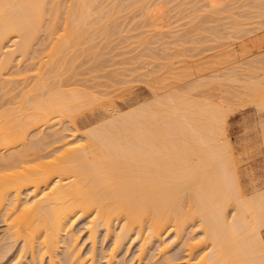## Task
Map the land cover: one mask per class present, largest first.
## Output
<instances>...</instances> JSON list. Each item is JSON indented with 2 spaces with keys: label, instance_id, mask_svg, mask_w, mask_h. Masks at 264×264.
Returning <instances> with one entry per match:
<instances>
[{
  "label": "bare ground",
  "instance_id": "obj_1",
  "mask_svg": "<svg viewBox=\"0 0 264 264\" xmlns=\"http://www.w3.org/2000/svg\"><path fill=\"white\" fill-rule=\"evenodd\" d=\"M200 1L0 0V216L6 227L1 259L11 260L13 255L10 264L29 260L31 264H264V189L249 196L243 193L223 118L226 100L219 94L220 87L234 84L251 99L250 104L264 110V54L260 55L264 50L258 53L264 38L245 43V48L253 47L243 54L249 61L244 63L245 72L241 66L216 71L221 76L211 74L205 91L200 81H195L200 89L191 83L182 89L183 84V91L170 87L158 91L171 80L178 84L191 76L188 66L182 71L179 67L183 50L172 47L182 37L175 29L184 20L188 26L195 23L193 14L199 12L209 13L208 20L220 18H214L218 26L224 22L225 14L220 15L228 12L225 0L205 4L202 0L199 5ZM252 1L247 10L235 8L246 7L242 1L229 5L230 12L248 13L244 20L227 14L228 25L232 20L234 25L231 40L235 37L238 42L264 30L262 20L257 21L260 25L253 20L261 17L260 0ZM212 4L217 6L215 11ZM116 34L137 49L160 44L175 51L173 55L163 51L168 63L145 72L153 76L155 70L164 71L163 78L151 80L157 92L152 102L82 129L71 115L97 93L85 91L88 86L66 91L63 82L81 74L79 65L93 61L96 39L102 38L101 49L108 50ZM148 50L140 52L152 58ZM45 51L49 53L43 55ZM161 51L153 52L155 60L162 61ZM108 53L114 59L130 51ZM222 61L217 60L218 68ZM138 66L137 71L150 65ZM34 71L37 74H31ZM50 77L55 81L48 83ZM114 79L111 76L110 84L120 80ZM200 90L208 94L197 100L193 94ZM240 93L236 92L237 99L242 98ZM62 118L69 126L58 128L54 122ZM81 221L84 224L76 231ZM100 237L103 246L110 244L101 251ZM86 241L89 248L84 247ZM133 243L138 249L128 261L121 253Z\"/></svg>",
  "mask_w": 264,
  "mask_h": 264
},
{
  "label": "rangeland",
  "instance_id": "obj_2",
  "mask_svg": "<svg viewBox=\"0 0 264 264\" xmlns=\"http://www.w3.org/2000/svg\"><path fill=\"white\" fill-rule=\"evenodd\" d=\"M206 1H209V0H204V4H205ZM212 1H217V0H212ZM226 1L227 0H225V5H227V7H228L227 10H226L227 7L225 8V5L222 4L223 5V7H222V5L219 4L220 9H223L224 8L226 11H228V12H225L223 14L220 13V14H222V15H220L221 18H222V16L224 14L226 15V16L224 15V17L222 19L229 18L228 15L230 16L231 14H233L235 17L237 15L238 16V18L236 17L237 20H239V17L240 16L242 17V18L241 17L240 18L242 20H244L243 19V17L245 18L244 15H246V18H247L248 13L245 14V12H247V11H243V14L242 15H239V14H241V12L239 13V11H240V9L247 10V8H249V5L248 4H251L253 2L252 0H231V1L228 0L229 2L228 1L226 2ZM235 1L236 2H239V3H240V1H242L241 3L242 4L245 3V6H246L244 8H238L239 5H236L237 7H235V8H237L239 10L238 11V14H237V9L235 11L236 13L234 11L233 12H230L229 11V9L231 7L235 6V4H237V3H235ZM250 1H252V2H250ZM200 2H201V4H199V5H202V3H203L202 0ZM259 3H261V4H259L258 6L261 5L262 7H259V8L257 7V8H258V15L260 14L261 17L258 18L257 20L256 19H253V20H255L256 24H259L258 22L260 20H262L261 22H263L262 24H264V15L262 16V14H264V1L261 2V0H260ZM208 5H209V3H208ZM229 5H230V8H229ZM212 7H214V8L211 9V11H213V10L215 11L217 9L216 8L217 6H213V4H212L211 8ZM232 10H233V8H232ZM208 14L209 13H207V12H205V14L204 13H200V12L197 13V15L196 14H193V15L196 16V18H194V20H193L196 23L195 26H193L195 24L194 22H192V23H194L193 25H191L192 23L189 26L186 25L187 22L184 20V22L181 23L182 26L177 27L175 29L177 31H181L182 34L181 33L180 34L182 35V37L179 38L180 40L177 38L178 39V40L176 39L177 42L175 44H172L173 45L172 47H174V49L176 51H178L177 50L178 48L180 50H183V55L184 56L186 55L185 56L186 58L184 56L182 57V55H181V58H183V59H177V60H180V61L183 60L184 61L183 62L184 64L181 63L180 66H179L181 71H182V68L185 65L188 66V67H191V68H188V67L187 68L186 67L183 68V69H185V68L186 69H189V73H190L191 76L188 75V76H185V77H189L190 76V79L189 78H184V77H183L184 79L183 78L182 79H179V77L178 78L176 77L177 79L176 78L175 79L176 80L179 79V83L180 82H182V83H180V84L178 83L179 84L178 85L177 82L176 83H173L174 80L173 81L171 80V84L167 82L169 85L167 84V86H166L165 89H159L158 90V89L155 88L156 91L158 90L160 93H163V92H165V90L167 91V89L169 87H170L169 88L170 90H172L174 88H179L180 91H183V90H181V86L184 84L182 86V89H184L185 87L189 88V86L191 85V83H196L198 85L197 88H199V89L202 88V87H200L201 84L204 83L205 84V85L203 84L204 86H206V84H207V86L205 87L206 89H203L204 86L202 85L203 86L202 90L205 91L208 88V83H207L208 80L207 79H210L211 78V77L208 78L211 74H212V76H215L216 74L219 75V76H221L219 73H216V71L217 72L218 71L220 72V70H221V72H222L223 70H226V69L228 70V67H231V66H238V67L241 66L243 68L246 67V65H247L246 61H248V59H247L248 57L244 56L243 54H244V52H246L248 50V48L249 49H252L253 47L251 48V46L250 47H247L246 46V48H247L246 49L244 47V45H245V43L247 41H249V39L254 38V37L263 39L264 38V30H262V31L259 30L260 32L257 31L258 34L255 32L250 37L248 35L247 38L242 37L244 39H242L241 41H239L240 40L239 39L238 42H236L237 41V38H235V37L233 38L234 41L231 40V38H232L231 35H233V34H231L233 32L231 28H232V26L234 27V25L232 24V21L233 20L230 22V24H232V25H230V24L228 25L229 19H227L228 21L224 19V22H222L223 24L220 22L219 23V26H218V23H216L217 21H214V18L216 20L218 17H214L213 18L211 16L213 18V20H212L211 17L208 20V17H209ZM193 15H191V16H193ZM218 15L216 14V16H218ZM199 16H200V18H199ZM213 16H215V13H214ZM197 17L199 18L200 21L197 20L198 19ZM232 17L233 16L231 15L230 18H232ZM218 19H220V18H218ZM119 21H123V19L122 20H119ZM185 22H186V24H185ZM251 22H252V20H251ZM223 25H227V26L226 27H223ZM112 30L114 31L113 28H111V31ZM117 31H119V30H117ZM138 32H140V31H138ZM115 33H117V32H115ZM60 34H58L57 37ZM128 34H130V33H128ZM116 35L117 36L115 38L113 36L114 39L110 38V40L111 39L112 40H116L115 42L112 41V43L113 42L114 43L111 44V45L114 46L115 49L114 48L112 49L111 47H113V46H111L109 44L110 45V47H109L110 49L109 48H108V50L106 49L107 51L101 49V48H104V46H103L104 44L103 43L105 41L100 42L102 40L101 37H100L101 38L100 41H99V39H96L94 43L97 44V47L98 48L95 49V53L97 51V53L100 54V50H102V52H101L102 53V56L100 54L97 57V53H96V56L94 55V57L96 59V62H97V65H96V62H95L94 57L91 56L93 54H91L90 55V58H92L93 61L91 60L92 62L89 61L91 63L85 64L86 67L85 66L82 67L79 64H78L79 66L77 65L79 69L81 67V70H78V72L80 71L81 74H79L77 77H75L74 80L73 79L71 81L70 80L69 81L66 80L67 82H63V87H64L63 90H66V91L67 90H70L72 88H73L72 90H74V88H76V87H77L76 89L82 90V89H85L88 86V88H86L85 91L88 89L87 92H89L90 90H92L95 93H97V95H96L97 96L96 98H98L97 100H96V98H92V100L88 101V103H85L86 106H83L82 107L83 109L81 107L79 108L80 110L79 109H77V110L75 109L76 110L75 113L73 112L72 115H71L72 116V120L74 121V123H76L82 129L84 127H86V126H90L92 124H96V123H98L100 121L101 122L102 121H105V119L106 120L107 119H111L113 117L114 113H116V112H118V113L121 114V113H123L125 111H129L132 108L133 109L135 107L137 108L139 105L140 106L143 105V102H145L144 105L147 104V103L152 102V100L155 98V94L157 92L156 93L153 92V89H154V87H156V85H154V83L151 80L154 79L155 77L163 78L162 72H164V71L162 70V72H160L161 71L160 70V71H158L160 73H158L157 70H155L156 71L155 74H154L155 76L154 75L153 76L152 75L151 76H148V75H146L147 73H145V72H148V71L150 72V70H152V68L154 70V68L158 64H160V63H161V65L162 64H165V63H168V62H166L164 60L165 59L164 58L165 57L164 54L170 53L171 55H173V51H175V50L167 51L165 49L166 52L164 53L163 51H165V50H164V48H162L163 46H161L160 44L153 45L151 47L152 49H149V50L148 49H144V48L142 49V47H139V49H137L138 46L136 44L135 45L134 44H131L132 41L126 40L124 37H122V35L120 36L121 38L119 37L118 34H116ZM131 35H133V34H131ZM217 35H218V37H220V36H221V38L223 37L225 40L224 39L223 40H220L221 38L220 39H217L218 38V37H216ZM225 35H226V38H225ZM124 36H125V34H124ZM144 36L145 35H143L141 38H143ZM227 36L228 37L230 36V39L227 38ZM118 37H119V40L117 41ZM122 38H124V39H122ZM120 39L123 42L125 40L126 43H124V45H122L123 43L120 44L121 43L120 42ZM132 40L136 41L135 39H132ZM168 40L169 39L166 38V41H168ZM193 41H195V42L193 43ZM117 42L119 43V46H118V43ZM109 43H110V41H109ZM47 44H49V42ZM260 44H261L262 50L260 49L258 53H260V51H263L264 50V41H262V43H260ZM105 45H106V43H105ZM156 45H158V47ZM178 45L180 47H177ZM116 46H118V47L116 48ZM120 46H125L124 48H126V46H127L128 49H123V47H120ZM149 46H151V45H149ZM169 47H170V45L167 48H169ZM176 47H177V49H176ZM119 48H121L122 50L121 49L119 50ZM158 48L162 49V51L160 49H158ZM111 49H112V53L109 51ZM234 49L236 50V52H235ZM48 50L50 51V48ZM144 50H148L147 52L149 54L152 53L151 54L152 55V58H151L150 55L149 56L147 55L148 53H145L144 52L147 55V57H146L142 52H140V51H144ZM49 51L48 52L45 51L43 55H47L49 53ZM104 51L106 52V54H107V52H109L112 56H116V55L119 54V52L122 53V51L123 52L130 51V53L128 54V56H126L127 54H123L124 56H122V54H121V57H120V54H119L118 57H115L113 59L110 55L108 57V55H106ZM154 51H155V53L156 52L159 53L161 51L160 54L163 55L162 56L163 58L161 57L162 58V61H161L160 58H158L157 60L154 59L155 58V56L153 55V52ZM103 53H104V56H103ZM140 54L143 55V56H141ZM160 54H158V55H160ZM170 54H169V56H171ZM174 54H175V52H174ZM263 54H264L263 52L260 53L261 56ZM138 56H141V57H138ZM169 56H168V58H169ZM144 57H146V58H144ZM156 57H157V54H156ZM262 57H264V55ZM130 58H135L136 60H130ZM138 58H140V59H138ZM97 59L99 60V62H98ZM123 59L125 60L126 64H128V65L122 64L121 60H123ZM159 59H160V61H159ZM219 59L224 60V61H222V65L219 64V65H221V68H218L220 66H218L217 63H216L217 60H219ZM166 60H167V58H166ZM177 60L175 59L174 61H171V62H176ZM129 61L131 62V65L132 66L129 65ZM85 62L86 61H84V63ZM93 62H94V64H93ZM139 62L141 64H143V65L146 64L147 66H149V65L150 66L149 67H147V66H144L143 67L142 66V68H146L147 67V69H143V70L141 69V70L137 71L136 70L137 66L138 65L141 66V64ZM149 62H150V64L148 65ZM115 63L116 64L119 63V64L116 65ZM120 63L122 64V66H121ZM208 63L211 64V65H209ZM248 63H249V61H248ZM98 64H99V67H97ZM201 65H203V66H201ZM158 67H160V66H158ZM192 68L194 69V71L193 72H190V71L193 70ZM132 69L134 71H130ZM116 70H117V73H115ZM243 70L245 72V68ZM122 72H123V74H122ZM184 72H185V70H184ZM263 72H260L261 74L260 73L259 74L261 76H263V74H262ZM144 73H145V75H144ZM175 73H178V72L175 71ZM191 73H195V74H193V76H192ZM31 74H37V71H34ZM112 74H119V75L122 74V76L120 75L118 77V75H114L113 76ZM111 76L116 78V79H114V81L115 80H118V78H119L120 79L119 82L116 83V84H110V80L109 79L111 78ZM150 77H152V78H150ZM243 78H245V77H243ZM49 79L50 80L52 79L53 81H55L52 77H50ZM201 79H202V81H205V82H202ZM248 79H249L248 77L245 78V80H247V81H248ZM50 80L48 81V83L49 82L50 83L52 82V80L51 81ZM112 80H113V78H112ZM206 80H207V82H206ZM221 80L222 79L220 78V81ZM195 81H200L201 84H198L199 82H195ZM115 82H117V81H115ZM188 82H190V83H188ZM53 84H52L51 87H54L55 86V82H53ZM165 84L164 85L161 84V86L164 87ZM80 85H82V86H80ZM195 85H193V86H195ZM226 88L228 90H226ZM221 89H222V91H219V94H220V92H222L224 94L223 96L225 97L224 99L226 100V103H223V104H225L224 105V110H223L225 114H224L223 118L225 117V119H226V124H227L226 128H227V132H228V135H229V138H230V141H231V145L233 147V152H234L236 166H237L238 171H239V173L241 175V183H242L243 193H244L245 196H249L254 191L264 189V110L258 109L252 103L250 104L251 99L248 96H245V95L242 96L243 95V93H242L243 90L241 88L237 87L234 84H227V85H225L222 88L220 87V90ZM237 89H238V91H237ZM160 90L161 91L164 90V91L161 92ZM92 91H90L89 93H94ZM239 91L242 93V95H241V93ZM196 92L197 93H195V91H194V94H193L194 96L193 97L195 99L199 100L198 98L200 97V95H202V97H203L204 94L207 91L206 92H202L200 90L199 92L198 91H196ZM200 92H202L203 94H201ZM236 92H238V94L240 93V95L242 97L241 99H237L238 97L236 96ZM216 93L218 94V91ZM222 93H221V95H218V96H222ZM207 94L208 93H206V96H207ZM92 96H94V95H92ZM202 97H200V99ZM249 99H250V102L248 101ZM246 102H249V103H246ZM87 106H89L90 108L88 107L89 108L88 109ZM245 107H246V109H245ZM75 114H77V115H75ZM227 115H228V117H227ZM66 120L67 119L62 118L60 121L54 122V124L55 123L56 124H59L58 125V128L59 127L61 128L62 126H65L66 125L65 124V121ZM67 125L69 126V123H67ZM46 161H49V160H46ZM83 224H84L83 221L79 222V224L76 226V231L80 230L82 228L81 225H83ZM4 231H6V227L4 226V222H3V220H2V218L0 216V243H1L2 239L4 238V235H5V232ZM82 238H83V241L86 240V238H87L86 233L82 234ZM102 238L101 237L99 238L100 239L99 240V245H98L99 251H101V249L106 244L105 243L104 246H103V239ZM198 240H200V239H198ZM87 243H88V241H86V243H85V245H86V246H84L85 248H89V245ZM106 246L109 247L110 244L108 243V244H106ZM137 249H138L137 243H133L130 248L125 249L124 252L121 253L122 255L121 254L120 255L122 257L124 256L123 258H127L128 261H129V260H131L134 257ZM206 252H208V251H206ZM123 254H125V255H123ZM10 257H11L10 258L11 260H9V256L6 257V260L4 258L1 259V257H0V259L2 260V261L0 260V264H10L11 261L14 259L13 258L14 256L12 255ZM28 262L27 263L24 262L23 264H31L30 263V260ZM133 264H137V263L134 262Z\"/></svg>",
  "mask_w": 264,
  "mask_h": 264
},
{
  "label": "crops",
  "instance_id": "obj_3",
  "mask_svg": "<svg viewBox=\"0 0 264 264\" xmlns=\"http://www.w3.org/2000/svg\"><path fill=\"white\" fill-rule=\"evenodd\" d=\"M234 153V152H233ZM240 174V173H239ZM240 178H241V175H240Z\"/></svg>",
  "mask_w": 264,
  "mask_h": 264
}]
</instances>
